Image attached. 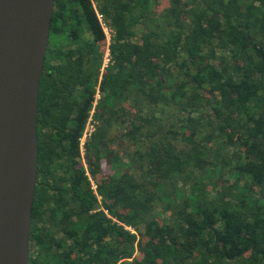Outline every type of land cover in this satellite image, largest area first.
<instances>
[{
    "label": "trees",
    "instance_id": "obj_1",
    "mask_svg": "<svg viewBox=\"0 0 264 264\" xmlns=\"http://www.w3.org/2000/svg\"><path fill=\"white\" fill-rule=\"evenodd\" d=\"M37 144L29 264H264V0H55Z\"/></svg>",
    "mask_w": 264,
    "mask_h": 264
},
{
    "label": "water",
    "instance_id": "obj_2",
    "mask_svg": "<svg viewBox=\"0 0 264 264\" xmlns=\"http://www.w3.org/2000/svg\"><path fill=\"white\" fill-rule=\"evenodd\" d=\"M55 0H0V264H29L39 83Z\"/></svg>",
    "mask_w": 264,
    "mask_h": 264
},
{
    "label": "built area",
    "instance_id": "obj_3",
    "mask_svg": "<svg viewBox=\"0 0 264 264\" xmlns=\"http://www.w3.org/2000/svg\"><path fill=\"white\" fill-rule=\"evenodd\" d=\"M98 18H99V21L101 23V26L103 27V30L105 32V35H106V40H107V48H106V51H105V54H104V60H105V63L109 61V57H110V54H109V44L111 42V37L113 36V31H112V28L105 22L104 20V16L102 13L98 14ZM96 98L98 99L99 98V95L97 94L96 95ZM94 123H95V120H93L92 117H90L88 119V123H87V126L83 132V135L82 137L80 138V144H81V150L82 152L84 151V142L85 140L91 135L92 131L94 130ZM92 185V188L93 190H95L96 188V185ZM94 193H96V191H94ZM97 198L100 199L101 197L99 195H97Z\"/></svg>",
    "mask_w": 264,
    "mask_h": 264
},
{
    "label": "rangeland",
    "instance_id": "obj_4",
    "mask_svg": "<svg viewBox=\"0 0 264 264\" xmlns=\"http://www.w3.org/2000/svg\"><path fill=\"white\" fill-rule=\"evenodd\" d=\"M58 41V40H57ZM108 62H106L105 63V60L103 59V65H104V67H106L108 64H107ZM107 64V65H106ZM104 101V100H103ZM105 102V104H107V105H109L108 104V100H105L104 101ZM127 122V121H126ZM118 123V124H113V126H112V128H111V131H110V134H111V136H114V135H119L121 132H123V131H125L126 130V124L127 123ZM95 126H96V122L94 123V128H95ZM93 132V131H92ZM120 136H115L114 138L116 139V138H119ZM122 142V144H123V147L124 146H128V144H130V143H127L128 141H126V140H123V141H121ZM123 151V154H125V151L124 150H122ZM85 151H83V153H84ZM114 153H115V150L113 151ZM130 152H132V150L130 151ZM104 175V174H103ZM91 184H93V185H96V182L91 178Z\"/></svg>",
    "mask_w": 264,
    "mask_h": 264
},
{
    "label": "flooded vegetation",
    "instance_id": "obj_5",
    "mask_svg": "<svg viewBox=\"0 0 264 264\" xmlns=\"http://www.w3.org/2000/svg\"><path fill=\"white\" fill-rule=\"evenodd\" d=\"M47 50V49H46ZM127 102H128V100H127Z\"/></svg>",
    "mask_w": 264,
    "mask_h": 264
}]
</instances>
